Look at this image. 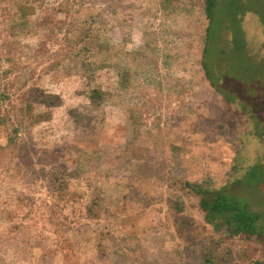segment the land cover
Here are the masks:
<instances>
[{"label": "rangeland", "instance_id": "374dc122", "mask_svg": "<svg viewBox=\"0 0 264 264\" xmlns=\"http://www.w3.org/2000/svg\"><path fill=\"white\" fill-rule=\"evenodd\" d=\"M207 23L204 0H0L9 115L0 128V264L264 259V232L215 231L199 196L180 185L233 184L264 231V177L252 183L248 173L264 172V0L219 1L206 53L217 88L201 63ZM90 28L99 42L77 53L76 35ZM33 86L62 97L37 123L23 101ZM93 87L109 93L98 105ZM56 172L77 174L57 189Z\"/></svg>", "mask_w": 264, "mask_h": 264}, {"label": "trees", "instance_id": "16d2710c", "mask_svg": "<svg viewBox=\"0 0 264 264\" xmlns=\"http://www.w3.org/2000/svg\"><path fill=\"white\" fill-rule=\"evenodd\" d=\"M28 1L37 2L39 0ZM219 1L220 0H204V11L208 23L205 29L201 63L205 70L206 78L214 88H217V86L213 78L209 75L206 64V53L211 26ZM43 21L46 24H53L55 20L54 18L47 17L46 19L44 18ZM96 40L92 28L81 31L76 35L74 41L77 49H79L77 53L90 52L91 45L95 43ZM101 51H103V47H101ZM84 61L85 64L91 68L96 64L95 59H92L91 55ZM108 95L109 93L104 91L101 87H93L90 90L89 98L92 103L98 105L104 101ZM3 98H5V95L0 93V128L6 125L9 120V115L6 114L3 109ZM23 101L29 105L27 108L30 113L31 122L37 123L48 120L51 117L50 110L62 104V97L57 93L48 92L42 87L33 86L25 91ZM34 105H41L46 108V111L34 113ZM248 173L251 178L254 179L252 183L263 180L264 172L255 169L253 166H250ZM60 174L56 172V174H54L56 177H53L56 181L60 182V185L56 187L57 189L65 188L67 185L66 177L73 178L77 172H63ZM240 180L241 179H237L234 183H238ZM180 185L199 196L200 206L205 211V220L208 224L212 225L215 231L226 232L230 237L237 239H250L259 236L264 232L260 225L262 218L261 212L252 207L249 197L233 191V184L215 185L212 178L207 177L199 181L184 179L180 181ZM172 204L178 212H183L185 209L184 203L181 199H173ZM179 222L183 226H189L191 224L190 219L188 218H182ZM205 264H219V262L215 261L212 257H206ZM253 264H264V259H255L253 260Z\"/></svg>", "mask_w": 264, "mask_h": 264}, {"label": "crops", "instance_id": "0c3cea01", "mask_svg": "<svg viewBox=\"0 0 264 264\" xmlns=\"http://www.w3.org/2000/svg\"><path fill=\"white\" fill-rule=\"evenodd\" d=\"M244 27L246 28V24H244ZM262 27V26H261ZM263 28L264 27H262V30H261V32H262V34L264 35V30H263ZM247 30H248V36L250 35V32H249V29L248 28H246ZM244 30V29H243ZM244 31H246V30H244ZM249 38V37H248Z\"/></svg>", "mask_w": 264, "mask_h": 264}]
</instances>
